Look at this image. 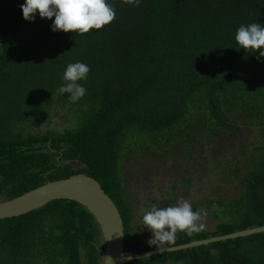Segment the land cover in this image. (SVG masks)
Masks as SVG:
<instances>
[{
	"label": "trees",
	"instance_id": "obj_1",
	"mask_svg": "<svg viewBox=\"0 0 264 264\" xmlns=\"http://www.w3.org/2000/svg\"><path fill=\"white\" fill-rule=\"evenodd\" d=\"M108 2L113 21L76 34L53 32L54 17L25 20L22 0H0V200L85 173L115 200L128 232L118 186L125 153L136 144L162 142L198 120L231 128L230 114L264 117V57L259 50L237 49L235 41L241 25H264V0ZM78 61L90 71L79 81L85 95L73 103L59 88L66 66ZM52 106L65 110L67 127L49 133L34 129V122L49 118ZM258 149L243 186L226 192L228 198L236 196L233 207L224 210L227 219L213 232L178 231L182 237L167 246L264 225V142ZM215 197L200 218L216 217L211 206L220 208L227 197ZM126 249H131L127 243ZM102 252L99 225L76 201L56 200L0 220V264H101ZM168 258L187 264H264V233L126 264Z\"/></svg>",
	"mask_w": 264,
	"mask_h": 264
},
{
	"label": "flooded vegetation",
	"instance_id": "obj_2",
	"mask_svg": "<svg viewBox=\"0 0 264 264\" xmlns=\"http://www.w3.org/2000/svg\"><path fill=\"white\" fill-rule=\"evenodd\" d=\"M64 111L52 106L49 118L34 122L33 128L42 133L64 130L67 127L62 118ZM243 116L228 115L231 128L209 127V123L201 124L198 120L195 124L187 125L188 129L170 134L162 142L150 141L145 146L136 144L133 150L122 156L118 186L126 202L124 212L129 225L125 237L127 246L131 248L126 249L128 252L157 250L155 246H149L148 240L152 234L148 229H143L140 223L142 212L150 210L151 206L164 208L175 205L177 200L183 198L191 203L196 212H202L203 208L208 212L207 205L216 198L215 195L227 197L226 192L243 186L249 172L253 171V155L260 152L258 147L264 142V117ZM60 157L57 156L58 160ZM73 165L78 168L81 164L74 162ZM235 197H227L220 208L219 203L213 202L216 206H211V214L214 212L216 217H210L207 221L211 228L206 222L203 224L206 231L213 232L217 222L227 219L224 210L233 207ZM181 237L176 234L175 239ZM201 246L205 245L182 250ZM159 264H187V260L177 262L168 258Z\"/></svg>",
	"mask_w": 264,
	"mask_h": 264
},
{
	"label": "clouds",
	"instance_id": "obj_3",
	"mask_svg": "<svg viewBox=\"0 0 264 264\" xmlns=\"http://www.w3.org/2000/svg\"><path fill=\"white\" fill-rule=\"evenodd\" d=\"M19 9L25 20L34 22L37 14L40 18L54 20L51 24L53 32H75L85 34L92 29H102L115 18V10L108 0H22ZM237 49L247 52L259 50V57H264V25L249 23L241 25L235 33ZM90 68L83 62L69 63L63 73L64 83L59 92L67 94L68 99L76 103L86 93V88L79 81L87 80ZM78 163V162H77ZM200 213L193 210L191 203L183 198L175 205L168 207L151 206L143 211L140 223L143 229L151 232L149 246L164 252L167 245L174 243L177 232L192 235L204 230L202 223H197ZM109 239V238H108ZM131 260V255L124 256ZM110 257H108L109 264Z\"/></svg>",
	"mask_w": 264,
	"mask_h": 264
},
{
	"label": "water",
	"instance_id": "obj_4",
	"mask_svg": "<svg viewBox=\"0 0 264 264\" xmlns=\"http://www.w3.org/2000/svg\"><path fill=\"white\" fill-rule=\"evenodd\" d=\"M2 42L3 35L0 26V56ZM56 200L76 201L92 213L100 227L103 238L101 264H108V257H110L109 264H126L136 259L264 233L263 225L167 247L164 252L158 250L141 253L137 251L128 252L125 248V223L117 203L96 178L85 173H77L66 178L49 181L17 197L4 201L0 200V220L30 213L44 208ZM126 255H131L132 259L127 260L124 257Z\"/></svg>",
	"mask_w": 264,
	"mask_h": 264
},
{
	"label": "rangeland",
	"instance_id": "obj_5",
	"mask_svg": "<svg viewBox=\"0 0 264 264\" xmlns=\"http://www.w3.org/2000/svg\"><path fill=\"white\" fill-rule=\"evenodd\" d=\"M78 165V164H77ZM76 165V166H77ZM210 218H200L198 221H200L202 224H204L205 222L207 223L206 225H208V227L211 228L210 224H208L209 222H207ZM211 222H213V226H214V221L211 220Z\"/></svg>",
	"mask_w": 264,
	"mask_h": 264
}]
</instances>
